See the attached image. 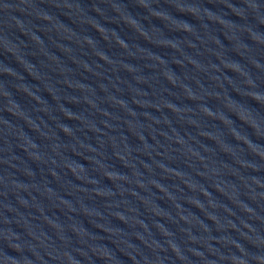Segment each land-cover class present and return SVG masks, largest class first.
<instances>
[{
    "label": "water",
    "instance_id": "obj_1",
    "mask_svg": "<svg viewBox=\"0 0 264 264\" xmlns=\"http://www.w3.org/2000/svg\"><path fill=\"white\" fill-rule=\"evenodd\" d=\"M0 264H264V0H0Z\"/></svg>",
    "mask_w": 264,
    "mask_h": 264
}]
</instances>
